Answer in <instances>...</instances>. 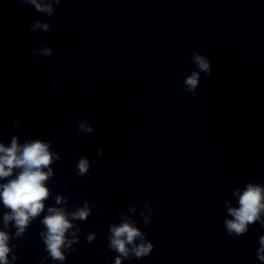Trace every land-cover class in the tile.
I'll use <instances>...</instances> for the list:
<instances>
[{
	"label": "clouds",
	"instance_id": "1",
	"mask_svg": "<svg viewBox=\"0 0 264 264\" xmlns=\"http://www.w3.org/2000/svg\"><path fill=\"white\" fill-rule=\"evenodd\" d=\"M25 5L31 4L39 12L52 14V3H43V0H21ZM59 4L60 0H55ZM41 28L49 30L48 24L37 22L32 25V30ZM40 53L44 56L52 55L50 48H43ZM35 54V53H34ZM192 63L199 71H193L191 75L183 80L185 91L192 93L195 99V90L199 83L200 72L210 74L211 68L207 57L197 52L192 53ZM78 130L91 133L92 127L86 122L78 124ZM50 145L40 139L25 142L23 145L18 143L15 136L12 137L11 145L6 147L0 143V180L13 176L14 170L18 169L15 178L7 183L0 184V202L9 209L3 216L4 227L7 228L10 221H14L16 228L15 236L20 237L28 228L30 223L41 213L45 212V201L50 196V190L45 182L52 176L53 171L50 167L53 159H59L54 153L49 151ZM99 152V150H98ZM89 162L86 158H81L78 163V174L83 176L88 172ZM47 169V171H45ZM238 197V207H228L227 211L232 219H225L227 234L231 236L246 234L248 225L259 223L264 226V219H261L260 213L264 210V187L259 184L248 183L246 188L240 192L233 193ZM65 199L59 195L55 198L57 205L65 203ZM159 203L158 200H156ZM91 209L85 202L84 207L78 208L75 212L66 213L60 207H48L47 214L44 215L40 223L46 228V233L41 232L46 251L53 260L63 261L65 259L61 248L65 245V233L72 228V220H85ZM147 224L148 221L145 220ZM143 241L141 231L133 225L131 221H124L119 226L111 227V243L109 247L120 255L117 256L115 264H121V256L127 257L129 248L137 259L146 257L152 250L150 243L141 242L138 246L134 244L136 238ZM89 236V240H91ZM10 234L8 231L0 229V264H8V254L11 251L9 247ZM71 243V242H69ZM260 248L256 255L259 260L264 261V235L259 237ZM16 259V256H13Z\"/></svg>",
	"mask_w": 264,
	"mask_h": 264
}]
</instances>
